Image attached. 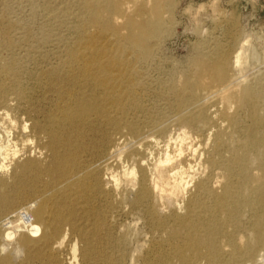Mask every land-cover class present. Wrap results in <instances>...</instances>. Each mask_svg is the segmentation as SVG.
Returning a JSON list of instances; mask_svg holds the SVG:
<instances>
[{
	"label": "bare ground",
	"instance_id": "6f19581e",
	"mask_svg": "<svg viewBox=\"0 0 264 264\" xmlns=\"http://www.w3.org/2000/svg\"><path fill=\"white\" fill-rule=\"evenodd\" d=\"M70 1L80 21L73 28L97 27L110 43H77L38 73L56 96L46 121L13 124L21 143L0 142V264L19 256L21 264H135L144 243L131 248L128 229L112 225L116 214L132 213L134 225L142 219L166 236L142 264H263L264 64L254 47L248 52L249 38L230 53L200 46L166 80L171 114L140 122L128 115L142 109L137 63L152 58L172 0ZM67 7L45 15L64 24ZM97 125L105 137L87 141ZM9 214L16 219H3ZM82 216L89 229L79 227ZM102 224L105 249L93 239Z\"/></svg>",
	"mask_w": 264,
	"mask_h": 264
},
{
	"label": "rangeland",
	"instance_id": "374dc122",
	"mask_svg": "<svg viewBox=\"0 0 264 264\" xmlns=\"http://www.w3.org/2000/svg\"><path fill=\"white\" fill-rule=\"evenodd\" d=\"M45 1H49L48 4ZM69 1L0 0V68L3 65L12 64L16 69L15 74L0 71V84L6 87L4 91L7 93L6 104L3 102L1 104H5L8 114L4 119L0 118V142L9 141L12 144L13 141H16L18 144L21 143V136L17 135L13 124L22 126L29 125L31 122L46 121L45 116L51 110L50 103L52 99L56 101V96L49 89L48 84L51 82L41 79V75L52 64L57 63L56 61L64 56L69 47H74L77 43L81 45L88 40L91 42L94 40L95 43L98 42L97 44L105 46L110 43V36H101L97 27L88 26L89 31L86 27L85 33H82L81 29L75 30L73 28V24L80 23L73 16L74 13H77L78 6L71 1L72 4H69ZM36 6L37 8H35ZM54 6L58 8L68 6L65 14L68 15L66 23H59L57 19L48 18L45 15L48 12H53V10L55 12L56 9L54 8L56 7ZM166 14V30L165 33L161 34V38L153 40L155 49L152 58L145 63H137L138 69L142 72L139 76V82L143 86L136 89L137 93L133 91V94L136 99L138 98V102L141 101L142 109L131 108L128 110V115L130 117L137 115L136 118L139 121L146 120V115L148 117L150 112H155L162 117L171 114L168 107L171 97L165 87L166 80L177 76L179 72L187 68L190 58L202 45L204 48H214L217 45L230 53L239 47L245 35L250 42L244 47L249 46L247 47L249 48L248 52L254 47L253 49L257 51V54L258 52L260 54L257 64L259 62H262L261 65L264 64V59L261 57L264 48V0H172L170 12ZM71 18L72 20H70ZM76 36L78 37L77 41H75ZM8 37L10 39L9 45L6 44ZM254 61L249 58L250 65L256 64ZM38 73L41 75L39 76ZM134 111L136 114L133 113ZM4 127L7 128L6 131L10 127L13 128L10 130V137L4 132ZM141 130L143 131L144 128ZM88 131L87 141L89 138L103 139L107 132L102 125H97L95 132L90 128ZM33 146L32 143L31 147ZM46 161H49L47 157ZM93 205L96 209L100 208L97 201H94ZM96 209L91 212V217H93L92 214L97 213ZM16 217L15 214H9L3 219L12 218L11 220H15ZM134 217H137L134 213L116 214L112 219V225L115 231L121 232L128 229L131 248L136 243H144L141 249V253L143 252L141 258H136L134 261L135 264H142V258L147 255V249L154 247L157 242L162 243L166 236L162 233L150 232L149 225L142 219L137 225H134V222L137 221ZM84 219L85 216L83 220L78 222L79 227L89 229L91 218L88 217L85 221ZM132 223L133 225H131ZM106 228V225H100L98 234L93 237V239H98V245L101 249H105L107 246L103 239ZM67 256L68 251L64 250L60 253L59 258L63 259ZM20 257L14 258L13 264H21L22 257ZM30 264L40 263L33 261Z\"/></svg>",
	"mask_w": 264,
	"mask_h": 264
}]
</instances>
